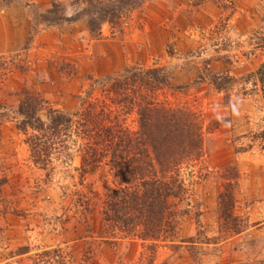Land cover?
I'll list each match as a JSON object with an SVG mask.
<instances>
[{
  "label": "rangeland",
  "instance_id": "1",
  "mask_svg": "<svg viewBox=\"0 0 264 264\" xmlns=\"http://www.w3.org/2000/svg\"><path fill=\"white\" fill-rule=\"evenodd\" d=\"M87 1L0 0V264H264V0H143L121 23L97 21L91 32ZM133 64L162 67L176 87L167 101L202 122L194 171L208 175L193 177L174 248L95 236L94 219L87 231L76 193L101 194L111 177L80 175L73 152L34 164L28 131L15 128L24 91L71 114L92 80ZM227 168L245 227L211 241Z\"/></svg>",
  "mask_w": 264,
  "mask_h": 264
},
{
  "label": "trees",
  "instance_id": "2",
  "mask_svg": "<svg viewBox=\"0 0 264 264\" xmlns=\"http://www.w3.org/2000/svg\"><path fill=\"white\" fill-rule=\"evenodd\" d=\"M142 1L88 0V30L94 31L97 21L121 23L123 12ZM175 89L162 67L133 64L92 80L71 114L47 106L32 90L18 100L15 128L28 131L25 143L34 164L44 168L73 152L80 175L103 171L111 177L112 186L101 194L87 189L73 201L87 231L89 220L96 221L95 236L152 242L147 250L155 242L174 248L178 222L191 212L193 177L208 175L194 171L204 155L201 119L167 101V91ZM236 177L233 168L219 175L223 182L216 194L217 235L211 241L245 227L235 212ZM198 235L186 241L199 242Z\"/></svg>",
  "mask_w": 264,
  "mask_h": 264
}]
</instances>
